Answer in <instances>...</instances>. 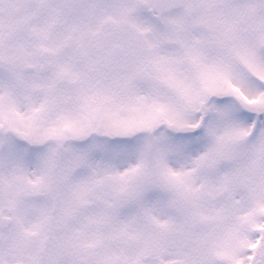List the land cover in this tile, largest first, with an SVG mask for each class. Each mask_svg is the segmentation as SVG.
Segmentation results:
<instances>
[{"label": "snow or ice", "instance_id": "6c2138e0", "mask_svg": "<svg viewBox=\"0 0 264 264\" xmlns=\"http://www.w3.org/2000/svg\"><path fill=\"white\" fill-rule=\"evenodd\" d=\"M0 264H264V0H0Z\"/></svg>", "mask_w": 264, "mask_h": 264}]
</instances>
